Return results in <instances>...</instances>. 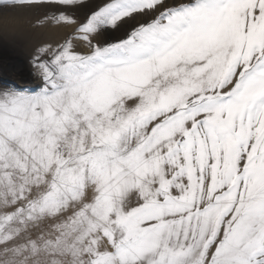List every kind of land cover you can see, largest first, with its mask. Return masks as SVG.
I'll return each mask as SVG.
<instances>
[{"label":"snow or ice","instance_id":"6c2138e0","mask_svg":"<svg viewBox=\"0 0 264 264\" xmlns=\"http://www.w3.org/2000/svg\"><path fill=\"white\" fill-rule=\"evenodd\" d=\"M20 10L39 83L0 80V264H264V0Z\"/></svg>","mask_w":264,"mask_h":264},{"label":"bare ground","instance_id":"6f19581e","mask_svg":"<svg viewBox=\"0 0 264 264\" xmlns=\"http://www.w3.org/2000/svg\"><path fill=\"white\" fill-rule=\"evenodd\" d=\"M61 35H63L62 30L60 32L52 30L53 38H59ZM35 42V30L32 27L31 16L28 12L20 10L15 13H0V47L6 46L18 57L26 59L28 69H30L29 60L33 54L32 49ZM0 68H2L1 64ZM6 68L4 66V69H0L1 80L12 79L25 87L39 83V81L33 82L29 78H13L7 73Z\"/></svg>","mask_w":264,"mask_h":264},{"label":"rangeland","instance_id":"374dc122","mask_svg":"<svg viewBox=\"0 0 264 264\" xmlns=\"http://www.w3.org/2000/svg\"><path fill=\"white\" fill-rule=\"evenodd\" d=\"M27 63L28 61L26 59L18 57L10 48L6 46L0 47V64L2 67L0 69L8 66L6 71L11 77L18 79L29 78L33 82H36L37 80L28 75V70L30 69L27 68Z\"/></svg>","mask_w":264,"mask_h":264}]
</instances>
